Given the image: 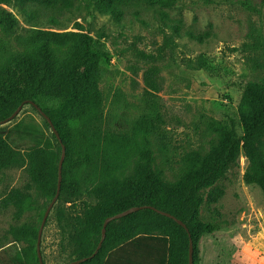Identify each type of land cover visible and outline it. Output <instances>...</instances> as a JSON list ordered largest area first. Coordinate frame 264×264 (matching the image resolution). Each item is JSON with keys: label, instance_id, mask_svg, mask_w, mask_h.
<instances>
[{"label": "trees", "instance_id": "16d2710c", "mask_svg": "<svg viewBox=\"0 0 264 264\" xmlns=\"http://www.w3.org/2000/svg\"><path fill=\"white\" fill-rule=\"evenodd\" d=\"M81 1L116 21L122 19L126 7L142 3L161 9L158 12L163 20L168 17L163 9L174 7L177 3V0ZM74 2L0 0V23L4 33L14 36L18 45L29 48L23 53L2 49L0 120L8 117L22 102L31 105L28 102L32 101L47 114L60 136L59 142L40 115L51 133L53 144L33 148L25 154L31 183L25 185V191L11 189L1 199V204L3 207L12 205L14 216L19 218L34 205V199L28 192L31 188L49 203L56 191L57 166L63 144L65 155L57 200L69 205L59 208L56 217L63 239L73 248L72 258L68 261L86 257L77 264H106L105 258L111 252L117 253L122 248L121 244L127 242L135 249L137 264H188L191 241L192 264H202V237L213 235L222 226L215 220L201 218V207L204 203H216L223 196L224 189L217 182L225 177L228 167L237 162L241 153L248 162L244 182L258 185L264 194V84L244 85L242 97L249 104L250 112L240 120L241 135L237 133L233 119L228 124L213 125L217 142L205 153H184L180 157L176 178L167 180L162 171L154 166L149 137L155 138L164 155L168 153L167 134L162 127L164 119L157 95L160 70L156 62L162 58V50L169 45L172 35L164 36V46L161 45L157 53L138 51L148 66L142 76V111L129 131H102L97 125L104 106L99 87V63L106 51L95 44L88 31H82L81 23L75 21V30H63V23L55 16V13L70 10ZM1 4L22 7L26 18L34 24L25 32L17 31V18ZM240 4L249 11H259L252 0H240ZM263 4L264 0H259V5ZM30 5L51 13L46 19L48 26L38 25L36 11L27 10ZM171 28L175 34L180 26L174 24ZM188 36L197 41L203 40L201 34L189 32ZM49 43L66 49L67 53L59 55ZM231 50L236 51L237 48L232 47ZM44 99H53L56 104L47 106L42 103ZM140 143H143L142 147ZM137 154L139 160L134 174L118 176L117 172L122 171L126 162ZM17 160L16 150L4 139L0 127V168L8 167ZM85 176L94 180L92 200L81 201L75 209L73 206H76L80 193V182ZM141 205L168 212L181 220L184 226L151 208H142L110 221L106 225L101 247L90 257L100 240L104 219ZM44 210L39 214L40 219ZM38 227L25 225L11 229L15 237L27 243L24 255L28 259L31 255L37 264Z\"/></svg>", "mask_w": 264, "mask_h": 264}, {"label": "rangeland", "instance_id": "374dc122", "mask_svg": "<svg viewBox=\"0 0 264 264\" xmlns=\"http://www.w3.org/2000/svg\"><path fill=\"white\" fill-rule=\"evenodd\" d=\"M259 11L245 9L240 0H177L174 7L160 18L158 8L138 4L125 8L120 21L99 13L81 0H75L68 11L55 13L63 30H75V21L88 31L95 44L106 51L99 63V87L104 98L102 118L97 125L102 131H129L142 111L140 98L144 90L143 71L148 66L138 51L157 53L164 46V36L172 35L164 46L159 67L160 90L157 92L164 119L168 153L164 155L154 137H149L154 152V166L167 180H174L180 157L188 151L207 152L218 140L213 125L236 122L238 134L243 133L240 120L250 112L243 99L244 85L264 84V4L252 0ZM18 20L19 32H25L30 22L22 7L1 4ZM38 14L37 23L48 26L49 11L30 5ZM180 28L174 34L172 25ZM201 34L202 41L188 36ZM59 55L66 49L49 43ZM236 47V51H232ZM23 53L29 48L18 45L14 36L4 33L0 23V64L2 49ZM9 105V102H7ZM43 104L54 106L56 101L44 99ZM2 136L17 152L18 160L0 168V243L14 238L11 229L17 226L38 227L40 212L48 200L34 188L28 190L34 199L31 209L16 218L12 205L3 207L1 199L14 188L25 191L31 183L25 154L33 148L53 144L50 131L40 114L29 104L23 105L10 121L1 124ZM143 143H140L142 147ZM139 154L130 158L120 177L134 174ZM248 167L240 154L230 165L225 177L217 182L223 196L212 204L204 203L200 216L221 223L222 229L200 241L202 264H264V194L256 184H247L243 175ZM93 178L85 176L75 209L81 201H91ZM69 204L57 200L45 222L41 235L44 264H62L72 258L73 249L63 239L57 224V211ZM21 240V239H20ZM26 243L25 241H23ZM24 245L23 243H21ZM27 244V243H26Z\"/></svg>", "mask_w": 264, "mask_h": 264}, {"label": "water", "instance_id": "95a60500", "mask_svg": "<svg viewBox=\"0 0 264 264\" xmlns=\"http://www.w3.org/2000/svg\"><path fill=\"white\" fill-rule=\"evenodd\" d=\"M28 103H30L33 107H35V109L40 113V115L47 121V123L50 125V128H51V131L54 133L55 137L59 140L60 142V136L57 132V130L55 129V127L53 126L50 118L47 116L46 113H44L42 111V109L34 102L32 101H29ZM23 105H25V101L22 102L20 105H18V107L8 116V117H5L4 119L0 120V125L1 124H4L10 120H12L18 113L19 111L22 109ZM64 155H65V147L63 144H61V153H60V159H59V162H58V166H57V182H56V191H55V194L54 196L52 197V199L49 201L48 205L46 206L45 210H44V213H43V216L41 218V221H40V224H39V227H38V230H37V237H36V254H37V258H38V262L39 264H43V260H42V255H41V247H40V244H41V235H42V231H43V228H44V225H45V222L47 220V217L54 205V203L57 201V198L59 196V192H60V186H61V179H62V162H63V159H64ZM142 208H151L153 210H155L156 212L160 213V214H163L165 216H168V217H171L173 219H175L179 224H181L182 226H184V224L182 223L181 220L175 218L173 215H171L170 213L168 212H165V211H162V210H159V209H156L152 206H149V205H141V206H132V207H129L119 213H116V214H113V215H110V216H107L104 221H103V225H102V230H101V237H100V240L97 244V247L96 249L94 250V252L90 255V257L94 256L95 253L97 252V250L101 247V244L103 242V239L105 237V229H106V225L114 220V219H118L128 213H131V212H134V211H137L139 209H142ZM87 258H79V259H74V260H71V261H68L66 263H63V264H77V263H80L84 260H86ZM188 264H192V243L191 241H189V247H188Z\"/></svg>", "mask_w": 264, "mask_h": 264}, {"label": "crops", "instance_id": "0c3cea01", "mask_svg": "<svg viewBox=\"0 0 264 264\" xmlns=\"http://www.w3.org/2000/svg\"><path fill=\"white\" fill-rule=\"evenodd\" d=\"M2 243L3 244L0 243V264H37L36 260H34L31 255L29 259L24 255V249L27 244L24 243L23 240L14 237ZM121 245V250L117 253L111 252V254L105 258L106 264H137L134 247L130 246L127 242H123ZM36 259L38 261L37 254ZM44 261L45 260H43V264Z\"/></svg>", "mask_w": 264, "mask_h": 264}]
</instances>
